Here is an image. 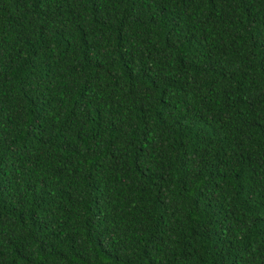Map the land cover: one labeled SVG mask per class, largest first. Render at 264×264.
Listing matches in <instances>:
<instances>
[{
	"label": "trees",
	"instance_id": "trees-1",
	"mask_svg": "<svg viewBox=\"0 0 264 264\" xmlns=\"http://www.w3.org/2000/svg\"><path fill=\"white\" fill-rule=\"evenodd\" d=\"M0 264H264V0H0Z\"/></svg>",
	"mask_w": 264,
	"mask_h": 264
}]
</instances>
